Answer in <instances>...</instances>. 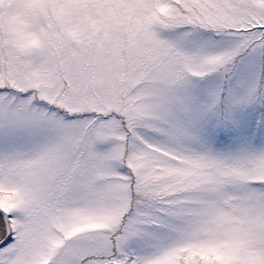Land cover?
Segmentation results:
<instances>
[{
	"label": "snow or ice",
	"instance_id": "obj_1",
	"mask_svg": "<svg viewBox=\"0 0 264 264\" xmlns=\"http://www.w3.org/2000/svg\"><path fill=\"white\" fill-rule=\"evenodd\" d=\"M14 3L0 264H264V0Z\"/></svg>",
	"mask_w": 264,
	"mask_h": 264
},
{
	"label": "clouds",
	"instance_id": "obj_2",
	"mask_svg": "<svg viewBox=\"0 0 264 264\" xmlns=\"http://www.w3.org/2000/svg\"><path fill=\"white\" fill-rule=\"evenodd\" d=\"M16 4L14 0H5L3 5H0V15H3L6 22L15 24L18 20V13L16 11Z\"/></svg>",
	"mask_w": 264,
	"mask_h": 264
}]
</instances>
